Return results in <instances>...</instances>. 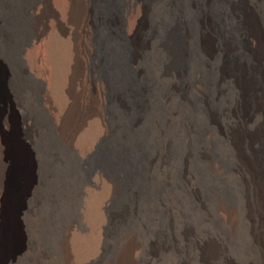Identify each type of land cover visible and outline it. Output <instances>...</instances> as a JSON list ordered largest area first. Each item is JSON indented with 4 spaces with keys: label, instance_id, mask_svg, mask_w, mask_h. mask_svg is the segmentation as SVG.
<instances>
[{
    "label": "rangeland",
    "instance_id": "rangeland-1",
    "mask_svg": "<svg viewBox=\"0 0 264 264\" xmlns=\"http://www.w3.org/2000/svg\"><path fill=\"white\" fill-rule=\"evenodd\" d=\"M260 4L264 23V0ZM253 12L259 17V8ZM158 21L159 13L151 6L139 26L143 32L153 26L160 30ZM141 34L134 38V45L143 43ZM156 42L152 40L146 48L137 79L138 84L146 86L140 114L111 111L106 118L110 135L87 158L81 151L96 137L103 138L100 121L91 118L79 126L73 125V118H66L63 128L69 131H62L43 105L34 100L33 84L16 93L18 97L9 89V94L15 95L10 94V109L2 111L0 104V132L10 162L5 177L7 190L11 193L16 188V170L26 149L31 155L35 183L25 203L31 213L20 217L22 237L4 238L2 255L23 247L28 253L18 264H88L84 258L101 233L104 248L93 260L95 264H264V213L256 205L257 197L238 160V155L253 162L258 157L264 159V54L260 59L263 81L259 82L263 94L257 100L262 116H258L251 114L255 108L248 96L238 99L233 88L217 80L232 66L222 59L219 50L208 66L216 83L208 85L202 79L201 91L207 94V104L197 83L181 98L173 94L172 75L162 70L163 60L154 51ZM194 59L191 57L188 64V85L200 79ZM3 64L0 90L2 76L13 75ZM245 66L252 75L251 85L246 83L242 88H249V92L259 83L248 63ZM40 89L44 94V88ZM92 104L91 110L96 109ZM246 112L251 114L250 121L243 122ZM135 117L137 122L132 126ZM63 132L73 138L71 145L58 141ZM105 170L119 188L117 196L99 208L98 214ZM104 219L108 222L103 225ZM130 248L132 256L128 255Z\"/></svg>",
    "mask_w": 264,
    "mask_h": 264
},
{
    "label": "bare ground",
    "instance_id": "bare-ground-1",
    "mask_svg": "<svg viewBox=\"0 0 264 264\" xmlns=\"http://www.w3.org/2000/svg\"><path fill=\"white\" fill-rule=\"evenodd\" d=\"M252 1L254 2L250 4L247 0H0V74L2 67H5L3 63H6L13 73L9 78L2 76L4 80L3 88L0 90L3 92L0 94L2 111L11 107L10 94L15 97L13 93L9 94V89L16 94L33 84L34 100L43 105L58 129L61 128L63 131L66 128H63L66 118H73V125H79L91 118L103 124L100 130L103 138H100L101 136L97 138L95 135L96 139H91L93 140L91 144L81 151L84 158L90 157L110 135L106 118L111 116V111L122 115L130 112L135 116L140 114L146 86L145 83L138 84L137 79L144 63L143 55L147 54L146 48L148 49L152 40H156L154 51L159 52L163 60L162 70L172 75L173 83L170 90L173 94L177 93L181 98L185 91L197 83V86H200L197 90L202 96L203 103L207 104V94L201 91L202 79L204 78L208 85L214 81V77H210L208 66L218 55L219 50L222 59L231 62L232 66L230 71L222 73L217 80L224 82L226 87L233 88L238 99H246L248 96L255 108L251 114L258 113V116H262L261 109L258 110L257 100L263 94V87L261 89L259 83L263 81L260 74V59L264 54V23L260 15L263 4L259 5L260 0ZM151 6H155L159 13L160 30L153 26L143 32L139 21L148 16ZM256 8H259L257 18L253 15ZM139 32L142 33L143 43L137 46L133 41ZM191 57L195 58L194 67L198 69L196 73L200 74V79H194L188 85L187 69ZM246 63L251 68L256 83H259L254 89L250 88L249 92V88L247 90L242 88L246 83L251 85V73L248 74ZM40 86L45 90L42 95ZM16 96L18 97V94ZM92 103L97 106L96 109L91 110ZM244 114L248 115L243 122L250 121V112ZM135 122L137 117L132 120L131 125L134 126ZM1 134L2 132H0V264H18L28 253L27 250L20 247L15 252L2 255L1 243L4 238L7 241L22 237L20 217L26 218L31 213L29 208L26 209L25 203L34 187V167L31 155L26 149L22 155L21 166L16 170V188L9 193L5 177L10 162ZM57 139L62 145L67 146L71 145L73 140L64 132L63 138ZM248 145L251 154H254L255 149L251 143ZM238 158L242 163L241 170L247 173L248 182L257 197L256 205L264 213V159L254 158L253 162L252 159L244 160L241 155H238ZM102 175L104 195L97 200L98 207L95 206L98 214L99 208L103 209L114 196H117L119 188V184L108 171L105 170ZM96 182L98 184L99 180ZM6 204L7 208L4 210ZM107 222L104 219L103 225ZM4 228L6 235L3 234ZM95 237L96 242L92 243V249H88L90 250L88 256L84 258L88 264L100 256L104 246L101 233ZM132 254L133 248H130L128 255ZM219 256L221 257L220 254ZM128 264H132V261Z\"/></svg>",
    "mask_w": 264,
    "mask_h": 264
}]
</instances>
